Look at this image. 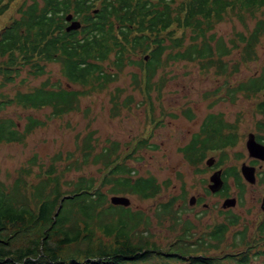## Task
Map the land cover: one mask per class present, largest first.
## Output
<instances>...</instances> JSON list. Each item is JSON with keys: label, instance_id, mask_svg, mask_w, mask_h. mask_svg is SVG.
<instances>
[{"label": "trees", "instance_id": "16d2710c", "mask_svg": "<svg viewBox=\"0 0 264 264\" xmlns=\"http://www.w3.org/2000/svg\"><path fill=\"white\" fill-rule=\"evenodd\" d=\"M263 7L264 0H0L2 84L13 81L22 68L41 76L48 62L59 64L66 81L62 85L45 79L28 91L0 94V110L11 104L23 109L49 107L51 117H62L78 110L81 97L117 80L126 65L138 66L133 82L149 99L151 91L159 93L165 82L163 74L157 75L158 69L170 62L197 61L202 70L214 67L218 75L229 74L223 59L233 50L239 51L242 63L257 58V44L264 39V18L249 27L245 17L253 18ZM69 13L80 18L79 29L64 30ZM228 14L238 16L245 26V31H236L229 39L230 45L214 32ZM138 55L141 59L132 58ZM263 89L264 66L258 76L228 86L225 99L234 101L239 91L253 97ZM131 101H115L113 114L119 105ZM256 109L264 113V99ZM183 114L193 117L189 109ZM43 124L28 116L19 132L10 118H0V143L22 142ZM237 141L233 123L224 122L221 114L208 113L178 151L198 171L209 152L218 153L217 164H223L226 148ZM147 142V137L137 138L124 153L115 141L97 150L92 130L80 138V158L68 154L64 168L55 164L61 158L58 154L34 174L36 181L26 178L31 170L21 168L10 187L0 182V264H248L251 248L247 245L253 239L246 238L245 229L235 231L230 245H224L229 227L237 221L235 215L227 214L225 221L195 233L189 220L180 222L174 217V196L156 207L157 217L172 219L169 232L179 226V233L161 244L147 232V215L108 202L102 191L105 187L111 194L141 198H154L160 192L153 176L132 175L134 169L126 164ZM92 164L100 165L98 178L79 175L64 180L66 171ZM223 176L225 180L233 177L243 188L234 166L225 167Z\"/></svg>", "mask_w": 264, "mask_h": 264}, {"label": "rangeland", "instance_id": "374dc122", "mask_svg": "<svg viewBox=\"0 0 264 264\" xmlns=\"http://www.w3.org/2000/svg\"><path fill=\"white\" fill-rule=\"evenodd\" d=\"M257 18H264V7L257 11L253 18L245 17L246 24L252 27ZM236 31H245V26L234 14L226 15L214 28V32L228 45L229 39ZM256 50L257 58L247 63L240 62L239 51L233 50L223 59L229 68L233 66L231 70L228 69L230 72L226 76L218 75L214 67L202 70L200 62L197 61L170 62L164 69H158L157 75L163 74L165 82L159 93L156 89L151 91L150 99L143 97L133 82L132 76L139 70L138 66L133 64L126 65L117 80L105 89L81 97L78 110L62 117H51L49 107L23 109L15 104L7 105L0 110V118H10L17 124L19 132L24 130L28 116L44 121V124L29 132L22 142L0 143V182L10 187L20 175L21 168L31 170V174L26 178L36 181L34 174L39 172L40 168L49 166L58 154L61 158L55 160V164L57 168H64L68 154L74 153V157L80 158L77 145L80 138L92 130L97 150L108 145L110 141H115L119 144L120 152L124 153L130 149L129 143L137 138L147 137V146L133 152L126 164L134 169L132 175L153 176L161 186L160 192L154 198H141L135 194H111L107 192L108 187H105L102 191L107 194L108 202L113 195L126 196L130 203L124 207L147 215V232L151 233L155 242L164 244L179 233V226L169 232L172 219L169 215L157 217L156 207L176 196L174 217H178L180 222L189 220L194 225L192 232H203L222 220L218 209L224 199L220 195L207 193L212 171L205 163L211 156L218 160L220 155L215 152L207 153L196 171V167L186 161L178 148L197 132L208 113L219 112L227 121L233 123L238 131V141L235 146L226 148V160L222 166H234L239 173L242 162L249 164L250 158L245 148L246 135L248 132L256 133V123L261 119L255 113L256 99L254 96L247 98L242 93H237L236 99L231 102L225 99L223 83L228 76V82L234 85L239 80L256 75L264 64V39L259 41ZM132 58L139 60L141 55ZM157 78L155 76V80ZM45 79H49L50 83H66L60 74L59 64L50 62L45 66V73L38 77L29 74L27 68H22L11 82L2 84L0 77V94L12 96L18 90L28 91ZM127 98H132V101L126 106L119 105L114 115V102L121 103ZM186 109L193 114L192 119L183 114ZM151 114L153 117H150ZM99 166L92 164L79 170H64L63 178L74 180L79 175L98 178ZM242 177L241 179H244ZM227 183L230 196H235L234 178H227ZM253 183L245 182L244 195L230 209L232 213L239 215L240 222L228 231L224 245H230L233 233L238 229L246 230L247 239L252 236L253 219L258 204L256 200L263 188V184ZM192 196L200 197L201 202L207 205L202 206L195 202L189 204L188 200ZM97 236L102 237L99 232ZM228 250L233 251L232 248ZM252 262L264 264V256H258L252 259Z\"/></svg>", "mask_w": 264, "mask_h": 264}, {"label": "flooded vegetation", "instance_id": "af4514ba", "mask_svg": "<svg viewBox=\"0 0 264 264\" xmlns=\"http://www.w3.org/2000/svg\"><path fill=\"white\" fill-rule=\"evenodd\" d=\"M28 3L31 1V0H26ZM94 10H96V9H94ZM73 15V14H72ZM72 19H74V20H79L80 21V23H81V20H80V18H77L76 16H74L73 15V17H72ZM66 23H64V25H63V28H64V30L65 31H67L66 30V26L70 23V22H68V21H65ZM79 29V28H78ZM71 30H77V29H71ZM70 31V30H69ZM224 62H225V60H224ZM241 62V61H240ZM49 63L50 62H48V63H46V65H49ZM264 66V64L261 66V68H260V71H261V69H262V67ZM225 67H226V72H230V71H228V69H232V67H228L227 66V64L225 65ZM237 71V69L235 68V72ZM260 71L256 74V75H254V77L255 76H258L259 74H260ZM225 72V71H224ZM227 74L226 73H224V75L223 76H226ZM232 76V75H231ZM253 77V76H252ZM231 78V77H230ZM248 78V77H247ZM246 78V79H247ZM246 79H244V80H246ZM241 81H243V80H239V81H237L234 85H236L238 82H241ZM232 87L233 86V83L232 82H228V77H226V81H224V83H223V91H224V94H226V92H227V87ZM242 92V91H241ZM240 91L238 92V93H241ZM254 98L256 99V102H255V108H256V106H257V104L261 101V100H263L264 99V89L263 90H260L259 92H256V94L254 95ZM255 111V110H254ZM255 113H256V115H259L260 117H261V119L256 123V128H257V131H256V133L255 132H248L247 133V135H246V139H245V148H246V140H247V137H248V134L249 133H253V135H254V139H255V141L257 142V143H259V144H261V145H263L264 146V135L261 133V132H263L264 133V113H262L260 110L258 111L257 109H256V111H255ZM215 114V113H214ZM216 114H221V117H222V119H223V121L224 122H226L227 120L223 117V115H222V113H216ZM227 122H229V121H227ZM231 123V122H230ZM201 125V124H200ZM200 128V127H199ZM237 129V128H236ZM199 130V129H198ZM197 130V131H198ZM261 131V132H260ZM191 138V137H190ZM189 141V140H188ZM187 141V142H188ZM186 142V143H187ZM185 143V144H186ZM236 145V144H235ZM246 150H247V148H246ZM216 153V152H215ZM247 154H248V157L250 158V160H249V164L248 163H246V162H242V163H246L247 165H250V166H252V167H254V174H255V181H254V183L253 184H263V188L261 189V191H260V193L258 194V197H257V200H256V203H258L257 204V210L255 211V215H254V219H253V227H252V236H251V238H250V240L251 239H253V241L251 242V244H249V245H247V246H249L250 248H251V250H250V252H249V256H251V259H250V261H249V263L248 264H255V263H253L252 262V259H254V258H257L258 256H264V160L263 159H261L260 157H253V156H250L249 155V152H248V150H247ZM211 157H213V156H211ZM214 158V157H213ZM217 161L218 160H214V163L211 165V166H209L208 168L212 171V173L214 172V171H216V170H218V169H220L221 170V178H222V181H223V183H222V186H221V188L218 190V191H216V192H211L210 190H209V188H208V185L209 184H207V193L208 192H211V193H213V194H216V195H220L221 196V198H223L224 200L222 201V203H221V208L220 209H218V213H219V215L220 216H222V220H220V221H225L226 219H225V216L227 215V214H232V215H235L236 217H237V221H236V223L235 224H233V225H231L229 228L232 230V228H234V226H236L237 224H239V222H240V218H239V215L236 213H232L231 211H230V209L232 208V207H234L235 205H236V202L238 201V200H240V198L244 195V186H243V188L241 189L240 187H238V185L235 183V196H230V194H229V185H228V183H227V180H225L224 179V176H223V170H224V168L225 167H223L222 166V164H217ZM241 163V164H242ZM241 167V166H240ZM239 174H240V176L242 177V175H241V172H240V169H239ZM212 175V174H211ZM210 175V176H211ZM210 176H209V183H210ZM243 178V177H242ZM247 182L245 179H241V183H242V185H245V182ZM252 184V185H253ZM191 198V197H190ZM190 198H189V200H188V203L189 204H191L190 203ZM227 198H234L235 199V204L234 205H232V206H225L224 205V201H225V199H227ZM201 198L200 197H195L194 198V201H193V203L195 202L196 204H202V206H205V205H207L206 203H203V202H201ZM230 229H229V231H230ZM239 231H243V230H241V229H238ZM238 230H236V231H238Z\"/></svg>", "mask_w": 264, "mask_h": 264}, {"label": "water", "instance_id": "95a60500", "mask_svg": "<svg viewBox=\"0 0 264 264\" xmlns=\"http://www.w3.org/2000/svg\"><path fill=\"white\" fill-rule=\"evenodd\" d=\"M96 10H94L95 12ZM73 15L71 13L67 14L65 16V20L70 22L66 26V30L69 31L71 29H78L81 26V23L79 20L72 19ZM147 56H145V59ZM246 148L249 152L250 156L253 157H260L264 160V146L257 143L254 139L253 133H249L247 140H246ZM206 165L211 166L214 163V158L209 157L205 161ZM254 167L247 165L246 163H242L240 167L241 175L244 177L246 181L249 183H253L255 181V174H254ZM222 178H221V170L218 169L212 173L210 176V183L208 185V188L211 192L218 191L222 186ZM194 201V197L192 196L190 198V203L192 204ZM110 203L113 205H122V206H128L130 201L126 196L123 195H113L110 197ZM235 204L234 198H227L224 201L225 206H232Z\"/></svg>", "mask_w": 264, "mask_h": 264}]
</instances>
